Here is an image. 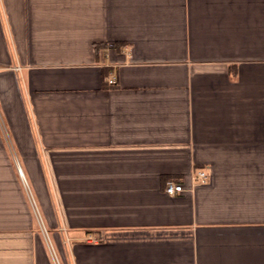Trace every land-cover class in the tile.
Segmentation results:
<instances>
[{
  "label": "crops",
  "instance_id": "1",
  "mask_svg": "<svg viewBox=\"0 0 264 264\" xmlns=\"http://www.w3.org/2000/svg\"><path fill=\"white\" fill-rule=\"evenodd\" d=\"M14 158L67 264H264V0H0V264H54Z\"/></svg>",
  "mask_w": 264,
  "mask_h": 264
},
{
  "label": "rangeland",
  "instance_id": "2",
  "mask_svg": "<svg viewBox=\"0 0 264 264\" xmlns=\"http://www.w3.org/2000/svg\"><path fill=\"white\" fill-rule=\"evenodd\" d=\"M14 163L17 166L18 169V164H19V159L14 158ZM19 172V171H18ZM21 182L23 184V187L26 191L27 198L29 201V204L33 210L34 216H35V221L37 222V225L39 229L41 230L42 237L45 241V244L50 252V255L54 261V264H67L66 261V255L67 253L65 252L66 250V245L64 243V239L61 240V243L59 244L58 241L55 240V238H52L51 233L48 229V227L45 224L44 218L42 217L40 211H39V206L37 204V201L34 198L33 191L30 188L29 181L26 179V181L22 178L21 174L19 173ZM98 239V238H97ZM69 264L70 260H69Z\"/></svg>",
  "mask_w": 264,
  "mask_h": 264
},
{
  "label": "built area",
  "instance_id": "3",
  "mask_svg": "<svg viewBox=\"0 0 264 264\" xmlns=\"http://www.w3.org/2000/svg\"><path fill=\"white\" fill-rule=\"evenodd\" d=\"M109 82H110L111 84L115 83V82H116L115 77L112 76V77L109 79ZM18 169H19V172H20L22 178L26 181V178H25V176L23 175V170H22L20 164H18ZM196 178H197V180H199L200 182H207V180H208V176H207L206 172L203 171V170L198 172ZM184 189H185V188H184L183 183H182V182H177V181H169V182H168V185H167V187H166V191H167L168 193H170V194H176V193L182 192ZM96 239H97V238L95 237L94 240H96Z\"/></svg>",
  "mask_w": 264,
  "mask_h": 264
},
{
  "label": "bare ground",
  "instance_id": "4",
  "mask_svg": "<svg viewBox=\"0 0 264 264\" xmlns=\"http://www.w3.org/2000/svg\"><path fill=\"white\" fill-rule=\"evenodd\" d=\"M23 175H24V173H23Z\"/></svg>",
  "mask_w": 264,
  "mask_h": 264
}]
</instances>
